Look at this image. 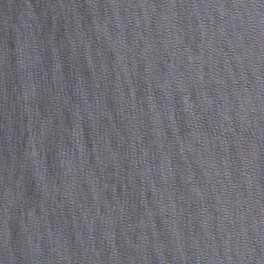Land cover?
Segmentation results:
<instances>
[{
	"label": "water",
	"instance_id": "water-1",
	"mask_svg": "<svg viewBox=\"0 0 264 264\" xmlns=\"http://www.w3.org/2000/svg\"><path fill=\"white\" fill-rule=\"evenodd\" d=\"M0 264H264V0H0Z\"/></svg>",
	"mask_w": 264,
	"mask_h": 264
}]
</instances>
